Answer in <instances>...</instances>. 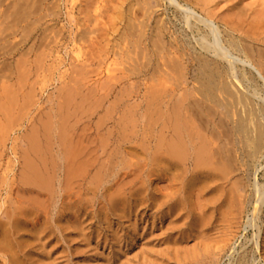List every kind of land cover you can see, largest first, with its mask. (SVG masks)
<instances>
[{
	"label": "bare ground",
	"instance_id": "obj_1",
	"mask_svg": "<svg viewBox=\"0 0 264 264\" xmlns=\"http://www.w3.org/2000/svg\"><path fill=\"white\" fill-rule=\"evenodd\" d=\"M44 1H9V4H5L6 9L2 10L1 8L5 0H0V58L21 49V47L16 46V42L13 43L17 31L22 33L21 40H23L29 37L32 31L37 30L36 24L44 19V16L41 17L40 15H45L43 13L40 14ZM164 1L177 10L176 15H178L179 21L185 26L184 29L189 32L188 34H191L195 45L191 43V38H187L185 41L181 40L178 50L171 51L173 43L170 40L164 41L167 38V34L163 25V18L157 16L158 18L155 20V24L149 34L150 44L153 45L155 50L150 49V51L147 50L145 52V56L148 57L144 67L146 72L142 70L138 71L150 74L151 77L149 79L153 81L149 85L151 95L146 103L142 118L144 119L145 134H149L152 128H157L155 135L156 147L151 155L155 162V168L144 170V178L141 183L144 188L141 189L140 203L139 201L138 203L142 205L145 217L150 213L152 225L154 220L153 215H160L161 218L158 216L160 220L162 218L168 220L166 224L161 223L162 226L159 230L161 233L157 234L156 232V235H158L156 238L159 237V242H162L163 246L167 245L166 247L164 246V249H172V245L179 247L180 243L178 244V241L180 242L181 239L186 240L185 238L188 239L189 236L194 234L199 248L200 246L206 247L205 251H202L204 253L202 258L210 260L214 259L213 256L215 257L219 253H223L222 251H225V249L231 248V245L234 244L233 241L236 239L235 237L238 236L236 234L240 223L246 218L244 230L248 227L250 229L255 228L254 230H256L255 232L253 231L254 233L251 236L253 248H251V255L248 258L245 256L247 252L240 257L236 264H256V257H262V250L264 255V241L261 251L259 244V239L264 234V231L263 229L261 231V228L256 223L258 215L261 213V208L264 205V168L262 165L264 161V49H260L253 43L249 35L250 32H248L250 29L248 28L264 27V17H259L257 13L256 17L250 18V16H247L250 19H245V15L243 16V14L247 11L246 8L251 5L242 4L243 1L241 3L238 1L240 4L233 6V9L237 11V17L233 18L234 20L227 18L222 21L223 32L220 31L219 26L209 16L210 14L202 16L195 11L194 6H200L199 4L203 1L207 3V0ZM76 2L77 10L75 12L77 13V17L75 19L81 28L80 34L77 35L78 41L85 43L86 40L84 39L94 33L96 34V37L94 34L96 40L107 37L109 31L112 32L115 28L114 23H108L109 19L112 22V15L124 21L120 35L122 41H126L125 38L132 35H135L141 43L146 40L147 33L145 34V32L151 26L148 27L147 22L152 13L149 0H141V4L138 3V5H141L139 7H142L138 10L139 12L141 11L140 17L135 11L133 13L130 12L129 6L131 4L129 2L131 0H77ZM126 2L130 4L127 10L130 15H127L123 11L126 9H123ZM108 3L112 4H109L112 7L110 10L105 9L109 7ZM256 6L260 8L261 12L264 11V1ZM207 7H204L205 10H203L206 11ZM132 8L134 9L135 7ZM253 8L251 10L255 12ZM104 9L107 11H103ZM54 15L52 14V16ZM104 16L107 17V25L110 24L108 33ZM42 40H44V37L40 38L39 41L41 42ZM6 43L12 44L9 50L2 49ZM118 49H121L123 56L128 54L127 50L120 47ZM111 50L113 49L111 48ZM31 51V48H28V51H22L25 59L17 64V71L13 72L8 66L5 69L6 71L0 76V82L3 83L6 80H11L12 74L17 73L14 75L17 77L16 82L14 85H8L6 87L7 90L15 87V90L18 91L23 88L22 86L28 87V91L31 90L32 86L29 83V76L34 68L31 66L34 64L28 58ZM175 52L177 57L173 55ZM163 53L167 55L163 56ZM106 54L108 55L109 53L107 52ZM154 74L161 75L162 79L159 78L158 82H156L153 79ZM121 76H126V74L122 73ZM116 78L121 79L122 77L116 76ZM116 78L113 79L116 81ZM6 89L2 88V91ZM14 91L11 90L4 98L0 96V113L5 117L4 122L7 120L6 123L9 122V118L12 120L11 117H7L12 115L10 111L14 110V106L22 109L28 103L29 96L27 94L26 97L22 96L20 100ZM71 95L69 91L64 95L66 102L71 103ZM18 103L20 105H17ZM60 106H62V103ZM58 108V118L55 117L58 119L57 121H50L48 119L40 124L42 133L34 130L33 127L31 128L32 131H30V134L26 138L27 149L23 152L25 157L21 181L44 191H50L52 182V175L48 173L44 159L53 148L55 152L53 153L54 155L50 154V161L55 157L56 159L59 157L61 160L62 157L65 158L67 160L65 171L68 173V176L76 174L79 170L78 165L82 164L81 162L77 165L73 163L74 158H76L81 150L73 147L71 138L73 132L70 133L73 129L70 131L69 127L65 126V119L68 120L67 118L71 117L70 113L73 116L75 114V112L73 113V108L78 109V107L72 106V110H67L66 113L61 110L63 107ZM51 112L54 113L53 111ZM72 124L76 123L73 122ZM6 126L0 124V136ZM38 135L42 138V142L39 140ZM53 145L54 147L52 148ZM29 154H34L39 160L40 165L28 158ZM53 165L55 164L53 163ZM152 175L155 176L153 178L155 179L154 182L150 178ZM153 183H155V186H153ZM133 208L136 209L137 207ZM10 212H6L5 217H7V220H2L3 224L0 221V252L6 254L0 256L2 259L1 264H30L29 262L31 264H45L43 260L28 261V259L24 258L26 256L24 254L26 253L23 254L22 251L24 250L21 251V249H24V246L22 248L23 244H27V240L22 242L24 241L23 236L27 229L23 235H19V232L22 230V222L20 223L21 229H19L16 219L20 215L14 218L16 214H13V211ZM188 218L192 219L190 224H187L191 228L190 231L188 230L189 232L182 229L185 227V221ZM23 221L25 220L23 219ZM23 226L25 227V225ZM31 230L32 232L35 231ZM152 231H149L145 236L152 239L154 236ZM131 232H133V228L132 231L130 229ZM133 233L135 234V232ZM213 234H216V236L213 237ZM116 235L118 236V234ZM114 239L116 238L114 237ZM151 247L153 246L151 245ZM189 247L192 248L191 245ZM117 248L119 249V246ZM111 249L113 248L111 247ZM176 249L172 250L175 251ZM173 251L172 253L174 254ZM158 252H161V250ZM157 256L155 255L154 258ZM151 258L153 259V257ZM114 259L117 258L115 257ZM138 259L140 260V258ZM117 263L120 262L117 261ZM219 263L221 262L219 261ZM227 264H231V262Z\"/></svg>",
	"mask_w": 264,
	"mask_h": 264
},
{
	"label": "rangeland",
	"instance_id": "obj_2",
	"mask_svg": "<svg viewBox=\"0 0 264 264\" xmlns=\"http://www.w3.org/2000/svg\"><path fill=\"white\" fill-rule=\"evenodd\" d=\"M9 1L13 2L14 0ZM9 1L5 0L1 8L2 10L6 9L5 4H9ZM76 1L45 0L42 3V10L40 12V14H45L40 15L41 17L44 16V19L42 18V22L40 21L36 24L37 30L32 31V34L23 40H21L22 33L17 31L13 43L16 42V46L21 47V49L0 58V76L6 71L5 69L8 66L13 72L17 71V64L25 59L22 51H28V48L32 50L28 58L34 64L31 65L34 68L29 76V83L32 86L30 91L25 86H22L23 88L18 91L15 90V87L6 89L8 85H14L16 82L17 77L14 76L17 74L16 72L12 74L11 80H6L3 83L0 82V96L3 98L11 90H15L14 93L18 95L20 100L22 96L26 97V94L29 96L28 103L22 109L14 106V110L10 111L12 115L8 114L10 116L7 118L11 117L12 120L9 118L8 123H6L7 120L4 122L5 117L0 113V124L2 126L7 125L0 136V221L2 223V220H7V217H5L6 212L13 211L12 213L16 214L14 218L20 215L16 219L19 229H21L20 223L22 222V230L19 232V235H23L27 229L23 236L24 241L22 242L27 240L28 245L23 244L22 248L24 246V249H21V251L24 250L22 253H26L24 255L27 256H24V258L28 259V261L43 260L45 264H180V261L181 264H227L230 262L231 264H236L240 257L247 252L245 256L248 258L251 255L250 250L253 248L251 236L256 230H254L255 228L250 229V227L244 230L246 218L241 221L237 231L236 235L239 237L236 236L235 238L239 239L233 241L234 244L231 245V248L229 247L225 251H222L223 253L215 256L218 259L213 256V260H215L213 262V260L202 258V255H204L202 251H205L206 247L200 246L199 248L194 234L189 236L188 239L185 238L186 240L179 239L180 242L178 241V244L180 243L186 250L184 247H180V245L179 247L172 245L173 250L177 248L175 251L171 248L164 249L167 245H164V247L162 242H159V237L156 238L158 236L156 232L160 234L161 223L166 224L168 220H164L163 218L160 220V215H153L154 220L152 225L150 213L145 217L144 209L139 204L140 192L144 188L141 185L144 178V170L155 168V162L151 155L156 147L155 135L157 128H152L149 134H145L146 130H144L142 114L151 95L149 85L153 81L149 79L151 77L150 74L138 71H145V63L148 60L145 52L147 50L150 51V49L155 50L153 45L150 44L149 34L155 24V20L159 16L163 18V25L167 34V38L164 41L170 40L173 43L171 51L178 50L181 40L185 41L187 38L192 37L184 29L185 26L179 21V17L176 15L177 10L164 0H149L152 13L149 16L150 19L147 22V26H151L145 32V34L147 33L146 40L142 41V43L135 35L126 37V41H122L120 35L124 21H121L112 14L113 17H109L112 19V22L109 18L108 22L106 16L103 18L104 22L114 23V30L112 32L109 31L110 24L107 25L106 22L107 33L109 31L107 37L96 40V34L94 33L95 37L94 34L89 35L88 38L84 39L86 40L84 43L83 41H78L77 37L80 34L81 28L75 19L77 17V13L75 12L77 10ZM180 1L183 2L182 0ZM207 1V3L201 2L200 6H194L195 11L202 16L210 14L209 16L219 26L220 31L223 32L222 21L227 18L234 20L237 17V11L233 9V6L240 4L242 1V4L251 5L248 7L249 9L246 8L247 11L243 14V16L245 15V19L248 20L256 17L257 13L259 17H264V11L261 12L260 8L256 6L264 0ZM129 3L131 6H129ZM129 3L126 2L124 4L127 7L123 6V9L126 8L123 11L127 15H130L127 11L129 6L130 12L133 13L135 11L140 17L141 11L139 12L138 10L142 7H139L141 5H138V3L141 4V0H131ZM109 4L112 5L111 3ZM110 5L105 9L110 10L112 8ZM132 7H135L138 12ZM204 7H207L206 11H204ZM229 7L232 8L230 9ZM225 8H227L226 11ZM252 8L255 12L251 10ZM105 9L103 11H107ZM52 14L55 15L52 16ZM247 16H250V18ZM101 27L103 26L101 25ZM248 29H250L248 32L251 33L249 35L253 43L260 49H264V27ZM43 37L44 40L40 42V38ZM191 43L194 44L192 38ZM11 45L6 43L3 46L5 48L2 47V49L9 50ZM119 47L127 50L128 54L123 56L121 49H118ZM106 51L109 53L108 55ZM166 55V53H163V56ZM173 55L177 57L176 52ZM19 69L21 70V68ZM122 73H125L126 76H121ZM116 76L122 78L118 79ZM109 77L110 81L108 80ZM113 78H116V81ZM159 78L162 79V76L154 74L153 79L156 82H158ZM1 80L4 81L3 78ZM2 88L6 90L2 91ZM68 91L72 94L71 103L66 102L64 99V95ZM61 103L62 106H60ZM17 105H20V103ZM72 106L78 107V109L73 108V113L75 112V114L72 116V113H70L71 117H68V120L65 119V126H68L70 131L73 129L70 132H73L71 136L72 145L75 149L81 150L73 162L74 165L82 163L78 165V172L68 176V173L65 171L67 160L63 157L62 160L59 157L57 159L53 157L55 160L51 159L50 161V154L54 155L53 153L55 152L53 145V150L49 151L46 155V160L44 159L46 169L52 175L50 191H44L38 187L25 184L21 181L25 157L23 152L27 149L26 138L30 134V131H32L31 128L33 127L34 130L42 133L40 124L48 119L50 121L58 120V107L65 108H61V110L66 113L67 110H72ZM73 122L76 124H72ZM36 126L37 128H35ZM38 137L42 142V138L39 135ZM28 158L34 160L36 164L40 163L34 154H29ZM262 165L264 168V161ZM260 173L261 171L259 172V176ZM150 178L151 181H155L153 179L155 176L152 175ZM260 183L262 184L261 181ZM154 184L153 186H155ZM133 207L137 208L134 209ZM136 210L137 212H135ZM260 212L256 223L261 228V231L262 229L264 231V205ZM191 220L188 218L185 221V227L182 229L190 231L191 228L187 224H190ZM133 225H136V227ZM132 228L136 235L133 232L130 233V229L132 231ZM31 229L35 231L32 232ZM138 230L142 231L139 232ZM149 231H152L154 234L153 240L145 236ZM239 232L241 233L239 234ZM214 236L216 234H213ZM249 237H251L250 240H248ZM259 241L261 251L264 234L261 235ZM118 243L120 244L118 245ZM189 243L192 248L189 247ZM118 246L119 249L117 248ZM139 247L141 248L139 249ZM155 248L161 250L162 254L158 252L159 250H155ZM115 249L118 251H115ZM197 252L198 254H196ZM261 252L262 257H256V264H261L262 262L264 264L263 250ZM226 253H229L228 256ZM108 254L110 255L107 256ZM145 254L148 255V258ZM2 255L6 254L0 252V256ZM125 255L126 257H124ZM155 255L161 258L158 256L154 258ZM115 257L117 259H114ZM117 261L120 263H117ZM1 262L2 259L0 258V264ZM29 263L31 264V262Z\"/></svg>",
	"mask_w": 264,
	"mask_h": 264
}]
</instances>
